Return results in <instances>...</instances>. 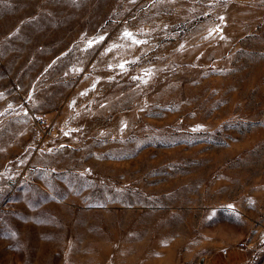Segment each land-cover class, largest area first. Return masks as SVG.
<instances>
[{
    "label": "rangeland",
    "instance_id": "1",
    "mask_svg": "<svg viewBox=\"0 0 264 264\" xmlns=\"http://www.w3.org/2000/svg\"><path fill=\"white\" fill-rule=\"evenodd\" d=\"M0 264H264V0H0Z\"/></svg>",
    "mask_w": 264,
    "mask_h": 264
}]
</instances>
